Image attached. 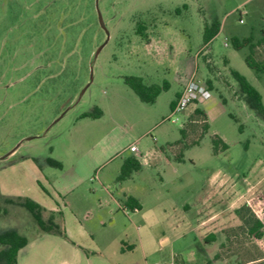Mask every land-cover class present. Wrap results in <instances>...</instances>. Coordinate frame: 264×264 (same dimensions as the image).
<instances>
[{
  "label": "rangeland",
  "instance_id": "374dc122",
  "mask_svg": "<svg viewBox=\"0 0 264 264\" xmlns=\"http://www.w3.org/2000/svg\"><path fill=\"white\" fill-rule=\"evenodd\" d=\"M98 7L104 27L95 0H0V231L27 237L17 264H264V217L261 237L249 229L264 203V117L231 72L264 105V68L245 60H264V0ZM126 75L161 89L143 101ZM192 75L210 97L171 114ZM133 153L140 167L119 178ZM5 198L35 200L46 220L53 210L63 232Z\"/></svg>",
  "mask_w": 264,
  "mask_h": 264
},
{
  "label": "trees",
  "instance_id": "16d2710c",
  "mask_svg": "<svg viewBox=\"0 0 264 264\" xmlns=\"http://www.w3.org/2000/svg\"><path fill=\"white\" fill-rule=\"evenodd\" d=\"M138 31L141 35L145 36L143 32V26L141 24L138 25ZM219 30V23L217 21L211 22L210 24H205L203 31V39L204 42L209 41ZM231 42L234 48H239L242 45H246L251 42V37L247 36L242 39L237 36H233L231 38ZM254 44H251V47ZM253 52V49L250 51ZM246 63L254 67L257 71L264 68V60H256L251 54H247L245 57ZM232 74L238 79L241 88L246 92L247 99L251 106L256 110V112L264 117V105L261 101V95L258 90L252 86L246 79V77L239 73L237 70L232 69ZM125 83L130 86L134 92L139 96V98L143 101H152L158 92L161 89V86L155 83H145L142 76L137 75H126L124 77ZM209 85V86H208ZM207 86L211 88V81L208 80ZM164 87V86H163ZM179 94V93H178ZM174 101L170 103L172 107ZM194 111L200 114H205L203 109L196 106ZM83 116L93 115L91 112L86 111L82 113ZM204 128L207 127V123L204 124ZM185 132V128L182 129V133ZM223 146L226 147L227 143L223 142ZM51 161V160H50ZM54 162V161H53ZM55 163H58L57 161ZM140 167V162L137 157L131 155L126 157L121 165V172L119 174V178H124L130 174L132 170L138 169ZM256 198L259 201L264 200L263 196L260 194L256 195ZM5 200L14 202L19 205H23L26 207L32 214L36 223L43 231H51L56 233H61L63 230L61 226L55 221L53 210L49 211L47 220L43 217V208L42 206L31 198H17L16 200L12 198H5ZM125 203L130 208H138L140 203L136 197L133 195H126ZM264 217V203L261 202L259 205V217H256L253 221V224L250 226V231L257 237H261L262 230L261 226L263 225L262 218ZM27 243V237L19 232L15 227H8L0 231V264H16L17 255L20 248H22Z\"/></svg>",
  "mask_w": 264,
  "mask_h": 264
},
{
  "label": "built area",
  "instance_id": "2783aa9c",
  "mask_svg": "<svg viewBox=\"0 0 264 264\" xmlns=\"http://www.w3.org/2000/svg\"><path fill=\"white\" fill-rule=\"evenodd\" d=\"M211 95L210 88L192 75L177 95L171 107V114L184 112L189 105L196 104L198 100L207 99ZM176 120L177 117L171 118ZM130 149L138 150L135 144H130Z\"/></svg>",
  "mask_w": 264,
  "mask_h": 264
},
{
  "label": "crops",
  "instance_id": "0c3cea01",
  "mask_svg": "<svg viewBox=\"0 0 264 264\" xmlns=\"http://www.w3.org/2000/svg\"><path fill=\"white\" fill-rule=\"evenodd\" d=\"M179 93V91H177V93H176V95ZM175 95V96H176ZM174 99H175V97L171 100V102L172 101H174ZM170 102V103H171ZM132 150V149H131ZM133 151H135V150H133ZM136 153V152H135ZM135 153H133V156H135V157H137L136 156V154ZM139 160V159H138ZM139 162H140V160H139ZM141 164V163H140ZM100 182L102 183V184H104L103 183V181H101L100 180ZM126 195H128V194H126ZM130 195H132L131 193H130ZM134 196V195H133ZM134 197H136L137 199L138 198H140L139 196H134ZM134 209H136V208H134ZM229 211L230 210V200L229 201H227V203H226V205H223L220 209H217V210H210L209 212H208V214H207V216L205 217V218H203L201 221H200V223H203V222H206V221H212V220H215L220 214H222L224 211ZM221 226V225H220ZM223 229V228H222ZM21 249V248H20ZM19 249V250H20ZM16 264H17V262H16Z\"/></svg>",
  "mask_w": 264,
  "mask_h": 264
},
{
  "label": "water",
  "instance_id": "95a60500",
  "mask_svg": "<svg viewBox=\"0 0 264 264\" xmlns=\"http://www.w3.org/2000/svg\"><path fill=\"white\" fill-rule=\"evenodd\" d=\"M95 6H96V10H97V15H98V19H99V22L101 24V26L104 27V23H103V18H102V14H101V11L98 7V0H95ZM106 30V29H105ZM106 33L108 35V31L106 30Z\"/></svg>",
  "mask_w": 264,
  "mask_h": 264
}]
</instances>
